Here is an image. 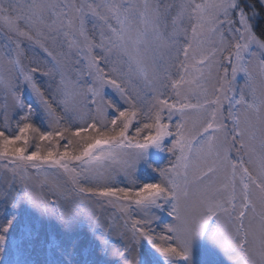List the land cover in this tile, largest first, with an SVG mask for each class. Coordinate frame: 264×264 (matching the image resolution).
Here are the masks:
<instances>
[{"label": "snow or ice", "instance_id": "snow-or-ice-1", "mask_svg": "<svg viewBox=\"0 0 264 264\" xmlns=\"http://www.w3.org/2000/svg\"><path fill=\"white\" fill-rule=\"evenodd\" d=\"M258 15L245 0H0L10 49L0 53V169L12 176L0 190L12 210L0 222V264H32L34 228L20 216L24 206L54 218L65 233L74 230L75 215L60 200L81 212L119 213L128 244L116 251V264H198L199 250L219 252L228 264H264V60L257 78L251 59L254 47L264 50ZM24 40L46 59L26 65ZM239 73L245 79L237 87ZM107 87L128 107L106 99ZM25 89L51 130L33 123ZM73 120L83 123L74 128ZM141 168L159 181L136 187ZM119 175L133 187L116 186ZM32 182L55 199L38 201ZM153 209L171 217L166 234L152 228ZM92 237L104 250L99 227ZM54 247L68 256L78 244ZM4 254L13 258L4 261Z\"/></svg>", "mask_w": 264, "mask_h": 264}, {"label": "rangeland", "instance_id": "rangeland-1", "mask_svg": "<svg viewBox=\"0 0 264 264\" xmlns=\"http://www.w3.org/2000/svg\"><path fill=\"white\" fill-rule=\"evenodd\" d=\"M258 1L260 3V0ZM20 2H23V0H20ZM97 2H99V0H97ZM165 2H171V0H165ZM260 5L264 6V4L261 3ZM89 27L91 26L89 25ZM6 45H9L8 36L5 30L0 29V53H4L10 50L6 47ZM23 45H25L24 48L27 51L28 60L32 59L33 57H38L41 60L46 59L45 54L39 47L31 45L26 40L23 41ZM12 47H14V45H12ZM252 51L254 53V55L251 57L253 62V74L258 78V65L261 60H264V50H260L254 47ZM24 62L26 65L29 63L26 60H24ZM224 63L225 66H227V61H225ZM69 70L73 75L76 74V70L72 65H69ZM230 75L231 72L229 71V76ZM244 79L245 78L243 73H239L235 82L236 86H242L244 84ZM133 84L139 86L140 82L135 77H133ZM131 88L132 85H129L130 91ZM145 92L149 96L153 94L150 89H145ZM25 93L31 96L30 92L27 89L24 90V94ZM105 98L110 99L117 104H124L119 94L116 93L111 87L105 88ZM5 102V92L4 90L0 89V116L2 119V114L5 111ZM32 102L35 106V111L39 109V112L41 113L40 118L42 120L38 118V122L42 125V130H51L48 122L49 118L44 115L43 111L40 109V106L36 103L34 98L32 99ZM7 105V115L9 117L10 123L9 131L14 132L16 129V120L18 119V117L14 118L15 109L12 107V99L10 96L7 99ZM224 107L225 109H227L228 107L226 102ZM33 116H35V114ZM33 119L36 120V118L34 117ZM78 121V126H80L83 121ZM1 124H3V122ZM43 124L45 125V127L43 126ZM164 155H166L168 159L167 153H161L159 154L158 163L161 162ZM140 170L142 171L143 168H141ZM31 172L32 170H30V174ZM139 172H137L136 175ZM11 180V173H7L0 169V190L5 189L7 187V184L11 182ZM121 182L127 184L128 182H131V180L125 178L123 175H119L114 180L115 185L119 187H126ZM31 189L33 191V195L38 201L43 199H55V197L52 195V192L47 186H41L38 183L32 182ZM60 204L62 208L72 212L75 215L76 224L74 230L71 233L63 232L54 218L41 217L39 216V214L35 213L31 208H28L27 206H24L20 211L21 218L33 225L34 234L36 235L37 241L32 242L27 256L32 264H64V262L66 261H76L78 262V264H84V261H88L90 262V264H116V262L120 259V257L115 255L116 251H123L125 246L128 244V233L123 227V219L119 218V213H116L115 216L112 217V213L115 210L111 208L100 210L97 207H89L87 211L81 212V210L74 204H65L63 200H60ZM60 210V208H57L55 211L59 212ZM154 210L156 212H154V216H156L158 213L160 214V217L163 216V219L168 217V220L167 222H165V224L172 222L171 217L167 215V211H160L158 209ZM11 211V209L5 208L3 200L0 199V220H3V216L6 214V212L10 213ZM92 213H95L96 216H100L99 224L97 223V220L92 215ZM109 217L112 218L109 219ZM94 227H99L100 231L104 233V240L106 241L104 250H101L96 246V241L92 237V231ZM152 228H154V224H152ZM74 242L78 244V248L74 255H61L57 248L54 247V245L68 247ZM86 245H88L89 247H86ZM71 251L72 249L69 248V252ZM4 256L5 260L7 261V259L11 255L4 254ZM196 259L198 261V264H200L201 261L208 262V264H228L227 258L219 252H213L209 254L206 250H199L197 252Z\"/></svg>", "mask_w": 264, "mask_h": 264}, {"label": "trees", "instance_id": "trees-1", "mask_svg": "<svg viewBox=\"0 0 264 264\" xmlns=\"http://www.w3.org/2000/svg\"><path fill=\"white\" fill-rule=\"evenodd\" d=\"M175 2H177V0H171V2H167V3H175ZM245 2L246 3H249V4L255 5V11L259 13V15L256 17V20L254 21V26H255L256 34H257V36L260 39L264 40V34H262V33H264V6L260 5V3H259L258 0H245ZM23 47H25V45H23ZM25 60L28 61V62H30L31 59L28 60V58H25ZM84 63H86V62L82 61L81 62V66H83ZM85 74H86V68H85ZM37 79L40 80L43 83L44 78L38 76ZM44 86L46 87L47 85L45 84ZM24 99H25V101L27 103L33 104V102H32V99H33L32 95L30 96L27 93H25L24 94ZM118 105H120L122 108H127L128 107L127 104L126 105H124V104H118ZM34 114H35V116H33V117L36 118V120L32 118L33 119V123L42 130V125L38 122L39 121L38 118H40V116H41V113L39 112V109H37L34 112ZM2 122H3V119L0 116V124ZM2 125L3 124H1L0 126H2ZM78 125H79V121L78 120H73L71 122V126L74 127V128L77 127ZM43 126L45 127L44 124H43ZM135 127H136V122L133 121L132 126L129 129L130 135H134ZM32 143L33 142L30 141L29 151L33 150V148L31 147ZM167 164H168V159H167L166 155H164V157L162 158L161 162H159V165L161 167H165V166H167ZM136 176L139 177L136 180V185H135L136 187L141 186L145 182H158L159 181V176L157 174H155V173H152L150 170H148V171H145L144 169L142 171L140 170V172ZM121 183L124 184V186H126V187L133 186L132 182H128L127 184H125L123 182H121ZM154 212H155V210L153 209L152 210V214H154ZM156 217H157V219L153 222L156 234L157 235L165 234L164 225H165V222H167L168 217H166L165 219H163L162 218L163 216L160 217V214H158V213H157ZM0 222H2V220H0ZM11 241H12V237L10 236L9 237V245H11ZM33 241H35V240H32V242ZM4 257L5 256L3 255V259H4V261H6ZM11 258H13V257L10 256L7 259V261L10 260Z\"/></svg>", "mask_w": 264, "mask_h": 264}]
</instances>
